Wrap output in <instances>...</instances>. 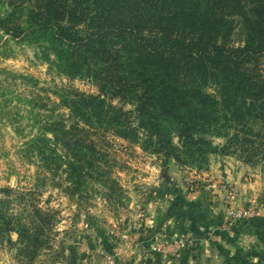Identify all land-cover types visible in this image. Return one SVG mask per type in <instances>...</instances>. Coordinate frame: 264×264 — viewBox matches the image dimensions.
Masks as SVG:
<instances>
[{"label":"trees","instance_id":"16d2710c","mask_svg":"<svg viewBox=\"0 0 264 264\" xmlns=\"http://www.w3.org/2000/svg\"><path fill=\"white\" fill-rule=\"evenodd\" d=\"M0 29L37 45L38 55L98 92L61 89L59 107L38 119L27 157L70 198L103 185L120 200L109 133L164 164L197 168L216 154L264 159V0H7ZM235 16L246 36L235 43ZM50 99V97H49ZM130 105V107H127ZM53 109L52 112H49ZM222 138L216 141L215 138ZM108 188V189H107ZM4 190H15L13 187ZM33 189L17 190L9 215L15 256L30 264L47 245L54 210Z\"/></svg>","mask_w":264,"mask_h":264},{"label":"rangeland","instance_id":"374dc122","mask_svg":"<svg viewBox=\"0 0 264 264\" xmlns=\"http://www.w3.org/2000/svg\"><path fill=\"white\" fill-rule=\"evenodd\" d=\"M6 3L0 0V16ZM234 19L231 39L238 44L244 42L246 32L241 18ZM38 51L37 45L0 29V264H21L14 248L18 235L9 226L10 213L22 203L17 190L28 194L33 189L43 207L56 210L51 238L30 264H200L201 250L194 248L205 247L203 237L209 239L215 232L216 228L204 227L220 212L219 203L225 215L230 205L259 208L261 214L250 222L264 224V159L247 162L235 153L216 154L203 168L175 160L164 164L157 155L109 133L105 147L115 159L113 176L122 186L115 196L120 200L101 196L99 183L90 187L88 202L79 196L70 198L53 185L25 151L39 131L38 119L46 114L39 105L45 101L50 108L57 107L49 112L67 113L56 105L57 90L98 92V86L90 77L59 72ZM224 164L238 176L226 177L233 173L223 171ZM8 187L15 190H4ZM191 238H195L193 247L185 251ZM260 241L252 243L254 258L245 256L236 262L229 257L225 264H264Z\"/></svg>","mask_w":264,"mask_h":264},{"label":"crops","instance_id":"0c3cea01","mask_svg":"<svg viewBox=\"0 0 264 264\" xmlns=\"http://www.w3.org/2000/svg\"><path fill=\"white\" fill-rule=\"evenodd\" d=\"M225 160L227 163H232L231 159H224V161ZM221 169L225 172L233 173L227 164H224V167ZM237 176L238 175L235 173L226 175V177L230 178ZM249 196L250 195L247 194L246 198ZM222 207V203H219L217 210L220 212H216L217 216H213V222L211 224H206L204 227L205 229L210 227L213 231L216 228L215 232L210 233V236H207L209 239L203 237L205 247L195 246L194 248L195 250H201L199 251L201 255L199 257L200 264H225L227 260L229 261V257H232L236 262L239 258L243 260L245 256H251L254 258L253 255L255 254V251L251 248L254 240H261L260 245L264 247V224L261 221L254 220L251 223L250 221H252V219H246L243 222L232 224V226L226 225V215ZM170 210L172 211V209ZM187 219L184 223H188L187 221L189 220ZM179 224H181V221H179ZM217 228H219L218 231ZM191 239L190 243L185 248V251H188V248L193 247L195 238ZM236 257H238V259H236Z\"/></svg>","mask_w":264,"mask_h":264},{"label":"built area","instance_id":"2783aa9c","mask_svg":"<svg viewBox=\"0 0 264 264\" xmlns=\"http://www.w3.org/2000/svg\"><path fill=\"white\" fill-rule=\"evenodd\" d=\"M235 190V189H234ZM234 190L231 191L232 196L234 197ZM261 214V210L259 208H254L250 206H246L243 204L230 205L226 211V219L229 225H232L235 220H246L252 219L253 217Z\"/></svg>","mask_w":264,"mask_h":264}]
</instances>
